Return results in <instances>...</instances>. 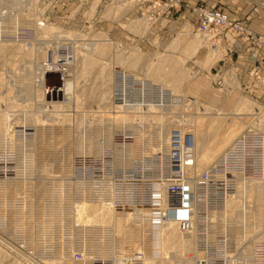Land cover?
<instances>
[{"label": "rangeland", "instance_id": "1", "mask_svg": "<svg viewBox=\"0 0 264 264\" xmlns=\"http://www.w3.org/2000/svg\"><path fill=\"white\" fill-rule=\"evenodd\" d=\"M100 1L88 2L92 11L73 2L71 15L64 0H0V264H264V147L254 146L264 143V84L253 74L257 66L264 74V52L249 56L240 82L224 46L234 24L262 48L264 35L243 16L229 19V0L214 9L201 2L190 22L181 21L183 0ZM114 2L137 13L116 16L110 33L103 21L111 17L99 15ZM202 8L233 24L220 41L197 32ZM90 43L105 53L96 57ZM212 50L221 58L207 66ZM59 57L71 58L70 71L48 67ZM91 57L94 66L79 74ZM42 124L41 138L33 125ZM169 129L195 139L186 178L197 214L188 233L166 229L181 214L150 217L158 191L163 204L170 198ZM236 198L247 203L226 218Z\"/></svg>", "mask_w": 264, "mask_h": 264}, {"label": "built area", "instance_id": "2", "mask_svg": "<svg viewBox=\"0 0 264 264\" xmlns=\"http://www.w3.org/2000/svg\"><path fill=\"white\" fill-rule=\"evenodd\" d=\"M177 5L179 3V0H174ZM199 25L197 28V32L204 37L205 40L208 41H220L222 39L221 36H223V33L228 30L230 27H232L233 24L228 20L227 16L218 12V11H212L207 9H200L199 11ZM238 32H242L243 34H250L249 31L241 26L240 24H234L233 27ZM217 39V40H216ZM262 45L264 46V38L261 41ZM61 59H57L56 62H51L53 65H50L48 67H52V70L57 69L61 72H68L70 71L72 60L68 57H59ZM48 72V71H47ZM253 74L257 78L258 81H261L264 84V74H262L260 67L257 66L255 71H253ZM262 79V80H261ZM170 142H169V164H168V174L170 175L168 177L169 180H164V184L168 185L167 189L169 192V199L163 204L160 199L161 192H157V197L154 198V201L152 199V202H150V207L155 208L153 212L155 213L154 218L152 215L150 216L153 221L157 222H164L169 217H172V213L174 211H177L181 214L180 217L177 218V222H181V231L184 233H188L191 230L189 222L190 220V207L191 204H188L192 200L195 208V215L197 214V201H195V191L194 193H190L189 191V180L186 178V174L192 170V168H189L194 163V150H195V139L194 135L192 133L185 132L181 129L170 131ZM251 139H260L259 135L253 134L251 135ZM254 146L264 147L261 144V141L259 143H255ZM253 146V147H254ZM177 154L178 156L174 158L173 154ZM226 153V152H225ZM263 159H259V161ZM184 167L189 170H183ZM263 171V170H262ZM262 171H257V174L262 176ZM141 174L142 171L140 172ZM208 177V178H207ZM163 180V179H162ZM195 181V180H194ZM202 180L199 177V180H196V187L199 190L201 188L200 183ZM204 184H207L210 182V177H205ZM163 184V183H161ZM160 185V184H158ZM160 188H158L159 190ZM195 189V188H194ZM160 203L158 207L162 205V212L158 210L157 207L154 206V204ZM146 208V207H145ZM192 209V207H191ZM183 210V211H182ZM167 211V212H166ZM149 215V212L147 213ZM194 229V228H192ZM209 241L210 239L208 237ZM211 244V242H210ZM203 257V255H202ZM80 258L78 257L77 260ZM201 263V262H200Z\"/></svg>", "mask_w": 264, "mask_h": 264}, {"label": "crops", "instance_id": "3", "mask_svg": "<svg viewBox=\"0 0 264 264\" xmlns=\"http://www.w3.org/2000/svg\"><path fill=\"white\" fill-rule=\"evenodd\" d=\"M64 1L67 5L66 6L67 7L66 12L67 13L69 11L72 12L71 15L75 13L73 11L74 5L80 4V3L82 4V6L86 5L85 8L86 9L88 8L90 11H92L91 5L89 6V3H88L90 0H64ZM95 1L96 0H91V3L93 4ZM109 1L110 0H101L100 2H102L104 4V2L107 3ZM239 1H242V0H229L228 1V3H230L232 5L231 11H229L227 9V12L226 11H224V12H226L230 16V17L228 16L229 19L230 18L231 19H239L241 16H243L244 18H246V24L243 23L244 26L248 27V29H250L251 31H254L256 33L264 35V0H261L262 3L261 2L254 3L253 5L250 3L248 4L246 2L239 3ZM183 2H184V5L186 6L187 9L183 13V15L181 17V21L185 20V18H186L190 22L193 18H195V15H193L191 13L192 8H194L200 4L203 5V3H204V4H206L205 6H207L206 8L214 9V8H216L215 4L218 3V0H183ZM201 2H203V3H201ZM114 4H115V2H114ZM120 4L122 5L121 7L124 6V4H122V2ZM104 6H105V4H104ZM70 9H72V10H70ZM100 12H102V13H100L99 16H101L102 19H104L105 17H111V19H112V20H108V21H106V20L103 21V23H104L103 28L105 29V31L106 30L110 31V33L115 32L114 31L115 29H113V28H118V21L114 20L116 18V16H118V15L122 16L123 15L125 18L129 19V18L133 17L134 15H136V13H137V11L134 7L133 8L131 7L129 9H121L120 10V9H118V5L116 6V4L113 5L112 10H108L107 8H104ZM67 13L65 15H67ZM86 13H87V11H86ZM131 38L132 37L129 36V39H130L129 41H131ZM177 38L182 39V36H178ZM224 46L226 47L225 49H226L227 53L228 54L230 53V55H231L230 57H232L233 55L236 56V60L232 64V66L234 67L235 74H236L237 78L239 79V81L242 82L244 80V82H245V80L247 79V74H248V72L251 69V66L253 64L251 62L249 56L253 55L252 53L264 52V48H262L256 40H253L248 36L240 35V33L234 29H229L226 32ZM197 52H198V50H197ZM211 53L212 54L210 56L217 54V57H216L217 59L212 62V64H213L214 62L218 61L221 58V53L218 50H212ZM219 55H220V57H219ZM228 65L231 66L230 63Z\"/></svg>", "mask_w": 264, "mask_h": 264}, {"label": "bare ground", "instance_id": "4", "mask_svg": "<svg viewBox=\"0 0 264 264\" xmlns=\"http://www.w3.org/2000/svg\"><path fill=\"white\" fill-rule=\"evenodd\" d=\"M42 27H44V25L43 26H41V28ZM75 35V34H74ZM205 42H206V40H205ZM189 45H191V50H196L197 49V43H195V42H193V43H191V44H189ZM38 48V47H37ZM89 49H90V51L96 56V55H101V54H104L105 53V51L103 50V49H101L100 48V46L98 45V44H91L90 43V46H89ZM58 51V50H57ZM54 55V54H53ZM56 55H57V53H56ZM81 57V56H80ZM97 57V56H96ZM217 54H214V55H212V56H210V57H208V60L206 61V65L207 66H210L211 64H212V62L213 61H215L217 58ZM55 58H56V56H55ZM47 59V58H46ZM54 60V59H53ZM57 59H55V61H56ZM94 61H95V58L94 57H91V58H89L88 60H86L85 58H83V61H81L82 62V70L80 71V73L79 74H81V72L83 73V71H84V69H85V71L86 70H88L89 68H90V66H94L93 64H94ZM215 63V62H214ZM45 68V67H44ZM82 75V74H81ZM39 77V76H38ZM40 78V77H39ZM43 78V77H42ZM41 78V82H43L42 79ZM82 78V77H81ZM4 81V80H3ZM10 85V84H9ZM170 85L172 86V87H176V86H178L179 85V80H178V78L177 77H173V79L170 81ZM40 86V85H39ZM9 89H10V87H9ZM15 89V88H14ZM134 89V88H133ZM13 90V89H12ZM10 91V90H9ZM25 96V95H24ZM172 100V99H171ZM16 101V100H15ZM17 101H18V99H17ZM173 107L174 106H177V105H172ZM245 106H246V104L243 102V103H240L239 105H238V107H239V111H241L242 109L241 108H245ZM172 107V108H173ZM158 108H160L159 110H158V112H160L161 111V109H162V111L164 110V108H163V106H162V108L161 107H159L158 106ZM170 108V109H169ZM169 110H171L172 108L169 106ZM140 109V108H139ZM139 109H138V113H139ZM167 109V108H166ZM167 109V110H168ZM61 110V109H60ZM142 111V110H141ZM161 111V112H162ZM244 111V110H243ZM155 112V111H154ZM161 112H160V114H161ZM60 113V112H59ZM137 113V112H136ZM149 113V112H148ZM162 114H163V116H164V113L162 112ZM2 115V114H1ZM58 115V114H57ZM150 115H151V113H150ZM154 115V114H153ZM157 115V114H156ZM8 116H9V114H8ZM138 117H139V115H138ZM143 117V116H142ZM158 117V116H157ZM247 117V116H246ZM0 118H3V119H1L2 120V122L0 123V131L2 132V131H4L3 130V126L5 125L6 126V120H5V118L4 117H0ZM6 118H7V116H6ZM36 118V117H35ZM144 118V117H143ZM39 119V118H38ZM41 119V118H40ZM39 119V120H40ZM43 119V118H42ZM64 119V118H63ZM140 119V118H139ZM53 120V119H52ZM52 120H50V121H52ZM141 120V119H140ZM139 120V121H140ZM160 120V119H159ZM162 120V119H161ZM164 120V119H163ZM36 121V120H35ZM35 121H34V123H35ZM41 121V120H40ZM39 121V122H40ZM43 121V120H42ZM46 121H49V119L48 120H46ZM55 121V120H54ZM134 121V120H133ZM158 121V120H157ZM62 122V121H61ZM152 122V121H151ZM23 123V122H22ZM158 123H159V121H158ZM201 123H202V121H201V118H199V120H198V125L199 126H201ZM31 124V123H30ZM36 124H37V122H36ZM52 124H55V127H54V125L52 126L53 127V129L55 130H57V132H58V130L60 129V127H61V125L62 124H59V125H56L57 124V121L56 122H53ZM159 125V124H158ZM35 128V133L34 134H36L37 136H41V138L42 137H44V135H46V132H47V129L45 128V126L42 124V126L41 127H39V126H37V125H33ZM169 126H170V124H169ZM198 126V127H199ZM25 127V126H24ZM51 127V126H50ZM12 129H14L13 127H11ZM10 128V129H11ZM50 129V128H49ZM174 130V129H173ZM0 132V133H1ZM11 133L13 132V130L12 131H10ZM14 133V132H13ZM10 134V133H9ZM162 134V133H161ZM160 134V135H161ZM11 136H12V134H10ZM171 135V132H170V129H169V131H168V133H167V135H165V136H167V138H170L169 136ZM35 136V135H34ZM6 137H8V136H6ZM36 137V136H35ZM14 138V137H13ZM39 139V138H38ZM35 140V139H34ZM10 143V142H9ZM37 143V142H36ZM8 144V143H7ZM12 144V143H11ZM97 145V144H96ZM99 146V145H98ZM128 147H130V146H128ZM132 148H134V146L132 145ZM129 149V148H128ZM127 149V150H128ZM98 150V149H97ZM131 150V149H130ZM130 150H129V152H130ZM94 152V151H93ZM64 154V153H63ZM141 155V154H140ZM60 161V160H59ZM158 188H159V185L157 186ZM190 191V190H189ZM167 192H168V190H167ZM191 193V192H190ZM194 193V192H193ZM25 198V197H24ZM27 200V199H26ZM25 200V201H26ZM22 201V200H21ZM104 202V201H103ZM25 203V202H24ZM28 203V202H27ZM106 203V202H105ZM108 203V202H107ZM246 204L247 203V201L245 200V199H239V198H236L233 202H229V204H228V207H227V210H226V212H225V217L226 218H228L230 215H232L231 217L232 218H234V217H236L238 214H237V212H239L238 211V209H240V207H241V204ZM109 204V203H108ZM188 204H190V202H188ZM25 205V204H24ZM110 205V204H109ZM193 206L194 205H192L191 207H192V209H191V207H190V219H192L193 218V216L195 215L194 213V211H195V208L193 209ZM15 207V206H14ZM226 208V207H225ZM17 209V208H16ZM18 210V209H17ZM177 211H179V210H177ZM177 211H174V212H171L174 216H177L178 214H180L179 212H177ZM183 211V210H182ZM25 213V212H24ZM96 213V212H95ZM230 214V215H229ZM237 214V215H236ZM25 215V214H24ZM235 215V216H234ZM180 217V216H179ZM230 217V218H231ZM226 218H224V220L226 219ZM260 218V217H259ZM168 220V219H167ZM228 220V219H227ZM258 220H261V219H258ZM176 221H177V219H176ZM174 222V221H173ZM191 222V221H190ZM189 222V223H190ZM228 222V221H227ZM174 224V223H173ZM172 224V225H173ZM168 225L169 226H166V229H173L172 230V232L174 233L175 231H179L180 229H181V225H182V223L181 222H175V224L174 225H179V226H170V223H168ZM160 230V229H159ZM115 231V230H114ZM156 239H158V237L156 238ZM158 242V241H157ZM163 247V246H162ZM165 247V246H164ZM257 254V252L255 253V255ZM87 258V257H86ZM135 259V258H134ZM82 260V259H81ZM144 263V262H143Z\"/></svg>", "mask_w": 264, "mask_h": 264}]
</instances>
